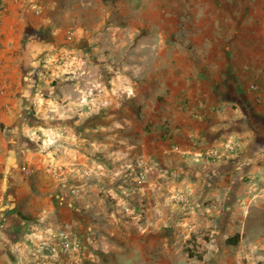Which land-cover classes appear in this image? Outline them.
<instances>
[{"label":"rangeland","instance_id":"obj_1","mask_svg":"<svg viewBox=\"0 0 264 264\" xmlns=\"http://www.w3.org/2000/svg\"><path fill=\"white\" fill-rule=\"evenodd\" d=\"M263 1L140 3L139 17L118 21L124 30L123 55L147 47L143 32L136 29L150 26L156 29V59L160 45L196 49L204 43L221 51L215 60L240 56L238 65L252 72L255 63L263 62ZM250 49L258 51L254 58ZM113 50L108 46L103 52L83 53L77 61L82 64L75 81H93L91 99L65 98L72 89L66 70L43 76L21 127L29 149L62 157L76 218L91 219L89 256L84 257L78 242L74 257L63 248L67 258L46 253L49 244H44L42 261L36 255L19 262L141 264L131 245L145 246L147 239L134 236L151 232L156 245L150 239L145 256L154 263L264 264V118L263 103L249 96L253 83L240 84L237 94L213 114L222 125L202 134L199 119L188 113L189 100H135L117 94L95 99L100 85L94 82L112 76L103 61L118 59L107 58ZM58 60L67 66L70 59L59 55ZM254 81L263 88L261 80ZM230 139L237 149L226 148ZM187 144L190 150L184 149ZM60 237L70 239L64 231Z\"/></svg>","mask_w":264,"mask_h":264},{"label":"crops","instance_id":"obj_2","mask_svg":"<svg viewBox=\"0 0 264 264\" xmlns=\"http://www.w3.org/2000/svg\"><path fill=\"white\" fill-rule=\"evenodd\" d=\"M140 3L149 2L0 0V90L4 92L0 94V264H21V260L26 263L36 255L42 261L44 244H49L46 253L67 258V255H76L75 243L78 242L84 246V257L89 256L86 236L91 219L76 218L69 173H65L68 170L63 167L62 157H49L42 151L29 149L21 134L23 117L32 108L29 101L34 98L33 93L39 92L36 85L51 71L57 75L66 70L70 75L68 89H72L65 98L71 102L91 99L89 90L93 81L86 79L81 85L75 81L77 68L82 64L77 62L81 54L115 47L107 58L113 55L118 59L114 63L103 61L106 72H111L112 76L104 82H94L101 87L98 93L93 92L95 99L106 100L117 94V98L123 99L154 100L163 96L169 101L189 100L188 113L199 119L204 134L210 132L209 128L222 125L219 118H213L216 110L237 94L240 84L245 80L255 83L256 77L263 83V88L259 85L261 95L253 92L249 96L252 101L263 103L264 118V1L263 62L255 63L252 72L243 71V66L238 65L240 56L232 57L231 61L226 57L215 60H219L221 51L204 43L196 49L160 45L158 53L161 55L156 59V29L150 26L136 29L143 32L141 35L146 39L142 42L147 47L123 55L124 30L118 21L139 17ZM146 15L150 18L149 13ZM68 31L73 34L69 35ZM249 52L254 58L258 51L250 49ZM59 55L70 59L67 66L62 64L64 60H58ZM76 87L84 92L76 91ZM23 167L30 168L31 174H26ZM63 231L70 239L58 238ZM141 237L148 240L146 247L139 241L131 245L140 253L141 264H176L172 260L151 262L150 256H145L150 253L145 248L150 249L149 240L153 238L151 245H156L155 233H137L134 239ZM45 239L47 243H43Z\"/></svg>","mask_w":264,"mask_h":264},{"label":"built area","instance_id":"obj_3","mask_svg":"<svg viewBox=\"0 0 264 264\" xmlns=\"http://www.w3.org/2000/svg\"><path fill=\"white\" fill-rule=\"evenodd\" d=\"M68 34L69 35H72L73 33H72V31H68ZM250 89L253 92L258 93V94L261 95L260 87L257 84H255V83L251 84ZM3 93H4L3 90H0V94H3ZM225 146H226V148L228 150H235L238 147V143L234 139H230V140L227 141V143L225 144ZM22 169H23V171L26 174H28V175L31 174V169L30 168L23 167ZM141 174H143V173H141ZM143 177H144V175H143Z\"/></svg>","mask_w":264,"mask_h":264}]
</instances>
